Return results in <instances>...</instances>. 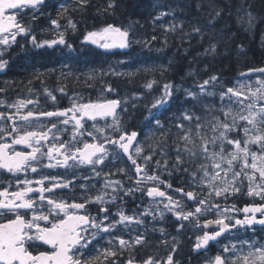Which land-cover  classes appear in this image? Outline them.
<instances>
[{"label":"snow or ice","instance_id":"6c2138e0","mask_svg":"<svg viewBox=\"0 0 264 264\" xmlns=\"http://www.w3.org/2000/svg\"><path fill=\"white\" fill-rule=\"evenodd\" d=\"M89 2L75 0L80 9ZM44 5L45 0H0V46H4L0 49V70L8 65L3 58L4 52L17 42L19 36L30 38L35 48L61 45L71 49L64 32L59 31L58 19L50 21L57 32L56 39L37 40L32 34L31 20L37 18L36 14ZM115 6L114 0H109L104 11ZM209 7L212 11L208 25H213L223 9L211 4ZM200 8L201 4H197V9ZM67 12L64 7L57 13L58 18ZM169 14L161 12L155 19ZM254 19L250 11L241 17L248 27ZM67 27L76 29L70 17L65 30ZM177 27L182 28V25H170L165 31L175 32ZM193 34L203 40L207 33L197 25L184 33L189 38ZM133 42L149 43L133 41L128 28L108 24L100 30L86 32L82 44L108 51L127 49ZM215 52L216 45L210 43L204 54ZM253 71L264 74V67L249 69V72ZM95 79L96 76L88 74L87 80ZM218 81L219 77L211 75L196 85L197 91L183 90L185 100L192 103L174 122L170 121L179 130L171 146L168 144L171 127L165 128L152 112V109L159 111L168 104L178 91L171 84L163 85V94L155 98L150 107L145 106L148 110L145 120L154 121L160 130L157 142L147 146L151 150L146 155L144 146L137 139L138 132H129L119 119L118 109L127 112L128 100L107 98L105 94L115 93V89L103 80L96 100L85 102L73 98L71 106L62 110L37 112L28 109L23 112L28 105L37 103L33 99H21L8 105L0 102L2 107L15 109L11 114L0 112V121L4 122L0 123V174H4L0 175V264H104L110 258L111 264H174L172 253L177 244L172 245V252L166 259L148 256L138 262L132 253L138 247L147 246V237L143 232L130 240L119 235L132 225L137 226L132 229L137 231L146 224L147 217L152 221L157 217L162 220L167 214L180 222L177 231L185 227L184 221H194L197 227L206 229L197 236L193 246L197 251L208 249L210 241H217L234 229L253 233L247 239L238 237L239 247L235 243L225 245L208 264H264V239L255 238L254 227L259 225L264 232V203H253L240 209L218 202L220 198L227 201L231 195L239 193L245 181L247 195L264 201V80H256L254 88L251 85L223 86L217 92ZM152 83H148L147 88L151 89ZM210 85L212 90H209ZM47 94L52 100L56 99L50 92ZM216 97L218 104L215 99H207ZM197 108H202L203 113ZM109 118L111 123H108ZM100 120L106 122L104 126L98 124ZM69 130V139H63V134ZM169 148L175 152L171 167ZM157 155L160 159L154 160ZM127 162H130L134 176L130 174ZM121 164L124 166H119ZM83 168H87L90 175L81 176L84 182L77 184L78 171ZM44 169H64L65 173L53 175L45 173ZM69 171L71 175H68ZM117 173L127 176L133 185L126 186L122 179L112 178ZM165 173L168 176L178 174L186 179V183L174 187L161 178ZM100 177L103 179L99 188L95 182L87 183ZM161 185L178 193L179 197L161 190ZM77 188L81 191L77 192ZM135 193L149 198V206L127 214L124 198L135 199ZM89 205L97 206L96 215L92 214ZM111 205H117L115 210ZM208 213H213L214 219H205L201 225L200 218ZM229 213H243V218ZM213 225L215 227H211ZM210 228L211 231H207ZM159 231L163 237L165 229ZM105 236L108 246L97 248ZM160 243L167 245L168 241L161 239ZM90 246L95 255L89 251ZM125 252L129 256L121 261L119 258Z\"/></svg>","mask_w":264,"mask_h":264},{"label":"trees","instance_id":"16d2710c","mask_svg":"<svg viewBox=\"0 0 264 264\" xmlns=\"http://www.w3.org/2000/svg\"><path fill=\"white\" fill-rule=\"evenodd\" d=\"M108 3L109 0H90L85 8L80 9L75 0H46L41 11L37 13V18L31 20L32 34L37 40L56 39L57 32L50 21L58 19L61 25L59 31L64 32L67 43L72 46L71 49L61 45L35 48L30 38L17 37V42L4 52L3 58L8 61V65L3 69V75L1 74L0 89L13 93L62 94L56 98L65 104L71 103L73 98H81L85 102L96 100L100 95L103 80L115 89V93L105 94L107 98L128 100V111L121 112L119 119L129 132L135 130L139 133V141L144 146L146 155L151 150L147 146L157 142L160 130L154 121L150 123L145 120L148 115L145 106L150 107L153 100L163 94L165 83L173 85L178 91L174 92L168 104L160 107L159 111L152 109V112L164 123L165 128L171 127L168 140L171 146L179 130L170 121L174 122L181 111L190 108L192 103L185 100V88L197 91L198 83L216 75L219 81L215 90L219 92L223 86L233 87L241 73L264 66V0H114L115 8L104 11ZM197 4H201L199 10ZM210 4L223 9L213 25H208L211 18L209 12L212 11ZM64 7H67L68 12L58 18L57 13ZM74 8L76 10H73ZM249 11L255 17L251 27L241 20ZM161 12L170 14L156 20L155 17ZM69 17L76 24L75 30L70 27L65 30ZM108 24L128 28L130 39L133 41L149 43L133 42L127 50L118 52L82 44L86 32L100 30ZM173 24L182 25V28L177 27L175 32L165 31ZM193 25L201 27L207 33L203 40L196 34L191 38L184 35L191 31ZM153 36L156 37L155 40L152 39ZM210 43L216 45V52L205 55V49ZM113 72L124 75H114ZM88 74L96 76V79L87 80ZM150 82H153L151 89L147 88ZM212 87L210 85L209 90H212ZM61 88L64 89L63 92L60 91ZM46 98L49 99L48 96ZM215 100L218 104L217 99ZM133 104L135 107H132ZM197 111L203 113L202 108H197ZM183 123L188 124L187 121ZM168 151L171 167L175 152L171 148ZM153 159H160V156L157 155ZM127 166L130 170L129 163ZM160 171L163 172V169ZM161 178L172 183L174 187L186 183V179L178 174L168 176L165 173ZM218 202L222 206L234 205L242 209L246 205L264 201L249 197L247 189L244 188L231 195L227 201L220 198ZM171 226L176 230L175 222ZM191 226L194 225H189L188 230L192 238L197 236L198 232ZM236 233L243 234L239 238L253 235L251 231L245 233L242 229ZM256 234L259 239H264L263 232L256 231ZM192 241L189 239L191 246ZM154 244H157V240L151 237L147 245L150 247ZM96 246L100 248L104 245ZM92 254L95 255V251ZM188 254L186 261L179 257L176 262L205 264L192 251ZM128 256L129 253L119 259L123 261ZM111 259L104 264H111Z\"/></svg>","mask_w":264,"mask_h":264},{"label":"flooded vegetation","instance_id":"af4514ba","mask_svg":"<svg viewBox=\"0 0 264 264\" xmlns=\"http://www.w3.org/2000/svg\"><path fill=\"white\" fill-rule=\"evenodd\" d=\"M3 48H4V46H0V49H3ZM3 72H4V70H0V78H1V74L3 75ZM51 94L55 97L62 95V94H56V93H51ZM47 96L49 97V99L46 98ZM21 99H23V100L33 99L34 101H37V103L28 105V108L22 110L23 112H26L28 109H34L37 112L62 110V109L70 107L71 103H72V102L71 103L66 102L65 104L60 103L57 100V98L55 100H52L48 94H45L43 92L13 93V92H7V91H0V102H2L4 105L15 103ZM0 112H7V113L11 114V113L15 112V109L0 106ZM0 123H4V122L0 121ZM91 123L92 122H89V124H91ZM105 123L106 122L104 120L98 121V124L100 126H104ZM108 123H111L110 118L108 120ZM109 131H110V129H109ZM70 134L71 133L69 130V132H66L63 134L62 138L67 140V139H69ZM87 139L90 140L91 138H87ZM17 147L19 148L20 146H17ZM124 160L126 161L127 158L124 157ZM138 162L141 163L140 161H138ZM127 163H129L130 172L134 176L135 173H134V170H132L130 162H127ZM119 166H124V165L121 164ZM43 171L45 173H52L53 175H55L57 173H60V174L65 173L64 169H44ZM113 171H115V167H113ZM0 175H4V174H0ZM30 175L35 176L36 174L30 173ZM68 175H71V171H69ZM86 175H90L88 169L87 168L80 169L78 171V174H77L76 183L79 184V183L84 182L82 179H80V177L86 176ZM112 178L122 179L126 186L133 185L132 180H129L127 178V176H121L119 173H117ZM102 179H103L102 177L94 178V180H88L87 183L91 184V183L95 182L96 187L99 188L101 183H102ZM161 190L168 191L173 196L179 197L178 193H173V192H171V190L164 189L163 185H161ZM57 191L60 192L61 190H57ZM64 191L66 192L67 190H64ZM76 191L80 192L81 190L79 188H77ZM92 191L94 192L95 189H92ZM148 199L149 198H147V197H143L141 193H135V199H133L132 197H125L124 198L123 207L126 209L127 214H132L133 210L139 211L140 208L148 207L149 206ZM138 206H139V208H138ZM188 206L191 207V202H189ZM116 207H117V205H111V208L113 210H115ZM89 209L93 215L97 214V206L96 205H89ZM242 217H243L242 215H239V218H242ZM145 219H146V224L143 227L139 228L137 231L132 230V229L137 228L136 225H132L131 228L124 229V230L119 232V235L126 240H130L131 238L135 237L140 232L144 233V235L147 237V241L151 237L155 238L157 240V244L151 245L150 247L148 245L144 246V247H138L136 249V251H134L132 253V255L135 256V258L138 262L141 261L142 259H146L148 256H154L157 260H160L162 257L166 259L167 255L172 252V245L177 244L178 246L176 248V251L174 253H172L174 264H180V263L176 262V258H179V257L180 258L183 257L184 261H186L187 258H189V254H188L189 251H192L193 254L198 255L201 262L208 264L206 262V259L208 260V256L211 257L210 259L214 258V256L216 254H219L224 247L223 243L226 240L225 236L222 239H220L218 242L210 244L206 251L195 252L193 246L196 242L195 239L197 236H193L191 238V236L189 235V230H188V227L191 224H193L195 227H197L196 223L194 221L193 222L184 221L183 223H184L185 227L180 229V231H177V227L175 228L176 230H174V227H172L171 225L175 222V224H177V226H178V224L180 222L177 221L175 219V217L172 216L171 214H167L165 216V218L162 219V221H159L158 219L156 221H152L150 217H147ZM205 219H214V215H206L205 217H201L200 218V224L201 225L204 223ZM154 226H155V231H153ZM160 228L165 229V234L163 237L161 236V233L159 231ZM199 228H201V227H199ZM196 229H195L196 231L200 232L198 227ZM201 231L204 232L206 230L201 228ZM207 231H211V229L207 230ZM232 231L234 232L236 230L234 229ZM173 237H175L176 239L173 240ZM107 239H108L107 236H105V238L103 240H100L98 245H104L105 247L108 246L107 245ZM161 239H166L168 241V244L167 245L161 244L160 243ZM189 239L193 240L192 246H191V243L189 242ZM117 244H118V241H117ZM97 248H99V247H97ZM89 251L93 253V251H95V250L92 249L90 246ZM213 252H214V254H213ZM127 253L128 252H125L123 254V257H126Z\"/></svg>","mask_w":264,"mask_h":264},{"label":"rangeland","instance_id":"374dc122","mask_svg":"<svg viewBox=\"0 0 264 264\" xmlns=\"http://www.w3.org/2000/svg\"><path fill=\"white\" fill-rule=\"evenodd\" d=\"M256 80H264V76H253V77L246 78V79H238V80H236V82L234 83L233 87H234V88H240L242 85H251V86L254 88V87L257 86L256 83H255ZM210 99H214V98H210ZM215 99H217V101H218V103H219L218 97H216ZM234 107H237V106L234 105ZM244 188L247 189V181H245L244 185L241 187V191H242ZM256 199H259V198H256ZM229 207H231V206H229ZM229 214H230V215H232V214H234V215H239L240 213H229ZM207 215H214V214H213V213H208ZM157 219H158L159 221H162L159 217H157ZM157 219H156V220H157ZM156 220H155V221H156ZM191 228H192L193 230L196 229V228H194V226H191ZM198 229H199L200 232H198V231H196V232H198V235H202L203 232L201 231V228L198 227ZM202 229H203V228H202ZM251 233H252V232H251ZM198 235H197V236H198ZM240 235H243V234L241 233V234L238 235L237 233H231V234H229V235L226 236V240L224 241V243H225L226 245H228V246H231V244L235 243V244H237V246L239 247V239H238V237H239ZM263 235H264V232H263ZM252 236H253V235H252ZM243 238H244V239H247L248 237H247V236H244ZM255 238L259 240V235H257L256 233H255ZM196 239H197V237H196ZM196 239H195V241H196ZM232 240H233V241H232ZM223 245H224V244H223ZM210 258H211V257L208 256V260L206 259V261H209Z\"/></svg>","mask_w":264,"mask_h":264},{"label":"water","instance_id":"95a60500","mask_svg":"<svg viewBox=\"0 0 264 264\" xmlns=\"http://www.w3.org/2000/svg\"><path fill=\"white\" fill-rule=\"evenodd\" d=\"M111 51H121V50H120V49H115V50H111ZM245 74H246V75H243V76L241 75V78H248V77L254 76V75H256V74H262V73H258V72H254V71H253V72H249V71H247V72H245ZM118 111H119V109H118ZM137 139H138V137H137ZM211 227H215V225H213V226H211ZM254 227H255V228H259V227H261V226H259V225H255ZM210 229H211V228H210ZM210 229H207V230H210ZM225 234H226V233H225ZM225 234H224V235H225ZM222 236H223V235H222ZM222 236H221V237H222ZM221 237H219L218 240H220ZM218 240H217V241H218ZM211 242H215V241H210L209 244H210ZM206 250H207V249H206ZM200 251H205V249H201V250H199V251L195 250V252H200Z\"/></svg>","mask_w":264,"mask_h":264}]
</instances>
